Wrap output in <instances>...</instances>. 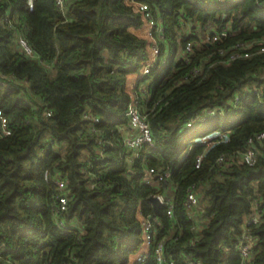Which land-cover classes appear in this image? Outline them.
<instances>
[{"label": "trees", "instance_id": "trees-1", "mask_svg": "<svg viewBox=\"0 0 264 264\" xmlns=\"http://www.w3.org/2000/svg\"><path fill=\"white\" fill-rule=\"evenodd\" d=\"M26 1L0 0V130L4 118L10 131L0 137V264H140L141 218L148 215L156 240L144 264H157L159 240L168 264H242L245 230L253 254L244 264H264V139H255L264 131V104L246 93L264 91V52L227 61L237 42L264 36V0H65L63 9L56 0H35L32 9ZM137 2L165 29L159 45L167 63L144 78L150 41ZM223 30L226 37L201 42ZM19 35L42 61L19 51ZM189 41L194 49L187 53ZM196 66L201 72L192 76ZM132 76L152 80L143 112L154 145L130 161L120 128L128 122ZM236 94L242 97L232 106ZM217 107L200 129L187 127ZM213 131L229 140L196 168L206 146L194 140ZM250 140L259 150L254 165L237 156ZM149 168L154 180L170 172L168 189L144 182ZM46 170L67 182L60 215ZM193 183L200 203L192 218L185 199ZM158 192L172 199L174 217L166 206L154 210L150 197ZM255 201L263 208L260 223L246 227Z\"/></svg>", "mask_w": 264, "mask_h": 264}, {"label": "built area", "instance_id": "built-area-1", "mask_svg": "<svg viewBox=\"0 0 264 264\" xmlns=\"http://www.w3.org/2000/svg\"><path fill=\"white\" fill-rule=\"evenodd\" d=\"M35 0H27V6L32 9ZM56 3L59 8H64L65 0H56ZM137 9L143 15V18L146 22L145 24V34L149 38L150 41V53H149V60L143 66L140 76L138 78L147 77L148 74L152 72V69L157 67L158 64H161L160 67L166 65V57L160 56L161 55V47L160 42H165V29L162 23L161 18H155L152 9L143 2H137ZM228 32L223 30L217 35L216 37H211L210 34L207 32L205 37L201 42H214L217 39L226 37ZM254 45H259V48L256 51H252L251 48ZM17 46L19 51L25 54L29 58L41 60L40 56L36 53L33 47L30 45L28 40L24 37L19 35L17 39ZM234 51L231 53L230 57L227 61H233L240 58H251L253 55L257 53L264 52V36L260 39L253 40V41H240L237 42L234 46ZM194 49V43L192 41L187 42L185 46V52L190 53ZM201 67L196 66L191 71L192 76H196L200 74ZM151 79H147L144 83L135 81H130L129 89L131 92V100L128 103L126 116L128 118V122L125 126L121 127V133L123 135V145L125 147V151L123 155L127 154L128 152L132 151L133 154L129 157L135 159L140 156V153L144 146L150 145L153 146V136L151 131V126L147 117V113L143 112V102L145 96L148 95V87L151 83ZM246 93H255L263 102L264 104V91L255 89V90H247ZM242 95L236 94L232 100V106H237L241 99ZM220 108H208L204 110L195 120H190L187 122V127L191 128L192 130H197L202 127V125L208 121L210 118L215 116L220 112ZM48 116L51 115L50 112L47 113ZM5 119H2V130H0V137L7 136L10 131L6 129ZM255 139L258 141H262L264 139V131L258 133L255 136ZM229 140V135L226 133H222L220 131H213L203 136H199L195 138L196 143L204 144L205 150L204 153L200 154L195 161V167L200 168L203 158L206 154L218 143H224ZM253 140H250L249 147L243 152H237V156L241 159V161L245 162L248 165H254L257 162L259 150L254 146ZM226 159L225 155H221L218 157L217 162L222 163ZM89 176H92V181L90 182L92 185L96 186L100 184V177L98 175H94L89 171H86ZM154 168H149L148 176L144 178L145 183L155 184L159 188L164 186L165 189H168L167 180L170 178V172H167L166 175H158L157 178L154 180L155 177L153 174L155 173ZM156 175V174H155ZM44 180L46 182L54 181L55 185L57 186L58 194H56V198L59 200V204L54 208V212L56 215H60L63 211L66 210L67 203H68V196H67V182L65 179L59 177L58 175L52 176L49 170H46L44 174ZM165 182V185L162 183ZM197 184L193 183L188 187L186 199H185V207L188 210L190 216L193 218L194 214L196 213V207L200 203V198L197 193ZM152 196L158 197L161 206H166L167 214L169 217H174V203L170 197H168L163 192H158ZM263 212V208L261 207L260 203L257 201L254 202V213L246 218L245 226L250 227L253 225H259L261 214ZM59 224L63 226V222L58 220ZM142 225L144 228V247L140 254L137 256L136 260L140 264H144L150 254V246L156 240V228L155 224L150 215L142 216L141 218ZM198 224L192 227L193 231H196L198 228ZM253 240L249 236V234L244 231L239 245H238V253L241 256L242 264H244L253 254ZM164 241L159 240L155 244L154 253L156 256L157 264H168L167 259L164 256ZM189 264H196L194 261L190 260Z\"/></svg>", "mask_w": 264, "mask_h": 264}, {"label": "water", "instance_id": "water-1", "mask_svg": "<svg viewBox=\"0 0 264 264\" xmlns=\"http://www.w3.org/2000/svg\"><path fill=\"white\" fill-rule=\"evenodd\" d=\"M150 201H151V202L153 203V205H154V210L157 211V210L160 208V206H161L158 197H156V196H151V197H150Z\"/></svg>", "mask_w": 264, "mask_h": 264}, {"label": "crops", "instance_id": "crops-1", "mask_svg": "<svg viewBox=\"0 0 264 264\" xmlns=\"http://www.w3.org/2000/svg\"><path fill=\"white\" fill-rule=\"evenodd\" d=\"M135 79H136L135 76H132L130 81H135Z\"/></svg>", "mask_w": 264, "mask_h": 264}, {"label": "rangeland", "instance_id": "rangeland-1", "mask_svg": "<svg viewBox=\"0 0 264 264\" xmlns=\"http://www.w3.org/2000/svg\"><path fill=\"white\" fill-rule=\"evenodd\" d=\"M182 53V52H181ZM157 76H154L153 78H156Z\"/></svg>", "mask_w": 264, "mask_h": 264}]
</instances>
